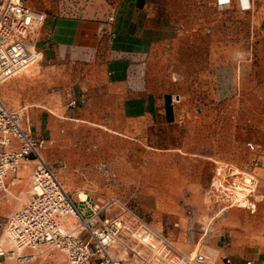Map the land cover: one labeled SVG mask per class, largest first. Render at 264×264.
<instances>
[{
	"label": "crops",
	"instance_id": "0c3cea01",
	"mask_svg": "<svg viewBox=\"0 0 264 264\" xmlns=\"http://www.w3.org/2000/svg\"><path fill=\"white\" fill-rule=\"evenodd\" d=\"M32 5L46 14L36 45L61 97L50 99L51 92L45 104L44 99L30 104L36 134L46 136L52 121L61 126L73 119L125 142L176 150L189 147L197 126L199 140H207L208 108L196 105L192 95H207L208 101L230 95L234 110L246 103L248 114L264 111V0H33ZM30 164L0 190V242L6 216L23 204L25 185L16 184L28 179ZM215 246L233 264L255 257L224 236ZM0 264L13 261L0 257Z\"/></svg>",
	"mask_w": 264,
	"mask_h": 264
},
{
	"label": "rangeland",
	"instance_id": "374dc122",
	"mask_svg": "<svg viewBox=\"0 0 264 264\" xmlns=\"http://www.w3.org/2000/svg\"><path fill=\"white\" fill-rule=\"evenodd\" d=\"M52 81L39 58L0 81V98L23 111L30 125L31 103L45 104L51 92L50 99H61ZM206 98L191 96L196 105L207 106L209 125L206 141L195 127L189 147L156 150L67 119L61 126L51 122L41 155L75 200L84 193L99 205L125 202L183 251L200 249L220 258L215 241L224 236L254 252V264H264V111L248 114L246 103L234 110L230 95ZM205 152L214 156H202ZM29 179L30 174L16 184L25 185L21 203L30 197Z\"/></svg>",
	"mask_w": 264,
	"mask_h": 264
},
{
	"label": "built area",
	"instance_id": "2783aa9c",
	"mask_svg": "<svg viewBox=\"0 0 264 264\" xmlns=\"http://www.w3.org/2000/svg\"><path fill=\"white\" fill-rule=\"evenodd\" d=\"M29 1L0 0V81L40 58L36 36L46 14ZM44 145L27 115L0 98V190L34 162L30 197L3 223L0 257L13 264H233L228 256L181 250L125 202L73 199L42 157Z\"/></svg>",
	"mask_w": 264,
	"mask_h": 264
},
{
	"label": "bare ground",
	"instance_id": "6f19581e",
	"mask_svg": "<svg viewBox=\"0 0 264 264\" xmlns=\"http://www.w3.org/2000/svg\"><path fill=\"white\" fill-rule=\"evenodd\" d=\"M80 196H81V197H84V193H80Z\"/></svg>",
	"mask_w": 264,
	"mask_h": 264
}]
</instances>
